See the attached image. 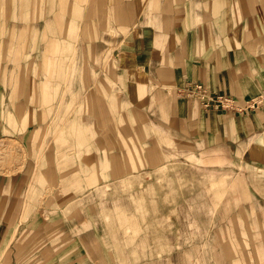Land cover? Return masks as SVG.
<instances>
[{
  "label": "rangeland",
  "instance_id": "rangeland-1",
  "mask_svg": "<svg viewBox=\"0 0 264 264\" xmlns=\"http://www.w3.org/2000/svg\"><path fill=\"white\" fill-rule=\"evenodd\" d=\"M127 1L0 0V264H264L247 168L174 133L181 82L120 64Z\"/></svg>",
  "mask_w": 264,
  "mask_h": 264
},
{
  "label": "crops",
  "instance_id": "crops-1",
  "mask_svg": "<svg viewBox=\"0 0 264 264\" xmlns=\"http://www.w3.org/2000/svg\"><path fill=\"white\" fill-rule=\"evenodd\" d=\"M126 7L134 13L128 21L138 26L120 60L124 69L160 72L163 79L171 78L170 85L181 82L177 92L197 82L239 101L264 91V0H128ZM140 76L127 73V80L119 79L126 90L140 94L145 74ZM177 97L182 98L175 105L181 115L174 118L181 129L176 126L174 133L245 166L264 203V102L246 113H226L202 108L196 95ZM165 102L159 91L151 105L163 110ZM261 216L264 221V212Z\"/></svg>",
  "mask_w": 264,
  "mask_h": 264
},
{
  "label": "built area",
  "instance_id": "built-area-1",
  "mask_svg": "<svg viewBox=\"0 0 264 264\" xmlns=\"http://www.w3.org/2000/svg\"><path fill=\"white\" fill-rule=\"evenodd\" d=\"M178 95H196L200 99L202 108L220 110L226 113H242L255 110L264 102V92L256 97L239 101L231 95L208 90L200 82L179 88Z\"/></svg>",
  "mask_w": 264,
  "mask_h": 264
},
{
  "label": "bare ground",
  "instance_id": "bare-ground-1",
  "mask_svg": "<svg viewBox=\"0 0 264 264\" xmlns=\"http://www.w3.org/2000/svg\"><path fill=\"white\" fill-rule=\"evenodd\" d=\"M264 92V91H263ZM263 92L261 93V94H263ZM27 199H28V197H27ZM25 206H26V203H25Z\"/></svg>",
  "mask_w": 264,
  "mask_h": 264
}]
</instances>
